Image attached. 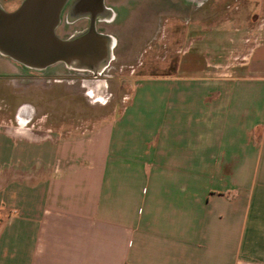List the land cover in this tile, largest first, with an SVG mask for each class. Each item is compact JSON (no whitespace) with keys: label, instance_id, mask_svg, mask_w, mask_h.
<instances>
[{"label":"crops","instance_id":"0c3cea01","mask_svg":"<svg viewBox=\"0 0 264 264\" xmlns=\"http://www.w3.org/2000/svg\"><path fill=\"white\" fill-rule=\"evenodd\" d=\"M174 1L71 0L66 14L91 15L110 40L146 5L157 17ZM63 19L59 38L74 27ZM238 25L231 18L212 44L186 51L213 45L206 57L220 64L225 37L228 79L202 68L204 83L181 80L182 59L164 76L158 121H109L53 154L42 149L39 162L53 166L21 186L20 215L0 222V264H264V38L244 39Z\"/></svg>","mask_w":264,"mask_h":264},{"label":"rangeland","instance_id":"374dc122","mask_svg":"<svg viewBox=\"0 0 264 264\" xmlns=\"http://www.w3.org/2000/svg\"><path fill=\"white\" fill-rule=\"evenodd\" d=\"M173 5V12L157 17L146 5L124 30L113 29L120 36L109 40L108 67L93 82L91 77L75 75L63 63L45 70L26 69L0 56V222L20 215L21 186L34 185L44 178L36 173L53 166L39 162L44 147L53 154L60 143L87 138L109 121H158L165 97L164 76L182 68V59H187L189 72L181 80L192 73V82L204 83L209 78L196 74L202 68L221 72L219 79H228L224 74L228 75L233 61L228 39L223 37L222 50L227 55L220 64L206 57L212 56L213 45L200 52L195 47L187 55L188 44L200 39L212 44L221 25L231 18L244 26L238 29L242 38H264V0H175ZM197 7L204 12L197 14ZM232 31L236 32L235 27L225 33ZM27 171L30 179L22 176ZM6 188L13 189L12 196Z\"/></svg>","mask_w":264,"mask_h":264},{"label":"water","instance_id":"95a60500","mask_svg":"<svg viewBox=\"0 0 264 264\" xmlns=\"http://www.w3.org/2000/svg\"><path fill=\"white\" fill-rule=\"evenodd\" d=\"M66 0H22L12 12L0 5V54L34 69L62 61L96 62L100 69L111 59L109 37L94 24L82 36L61 39L55 28ZM109 41V42H108Z\"/></svg>","mask_w":264,"mask_h":264},{"label":"flooded vegetation","instance_id":"af4514ba","mask_svg":"<svg viewBox=\"0 0 264 264\" xmlns=\"http://www.w3.org/2000/svg\"><path fill=\"white\" fill-rule=\"evenodd\" d=\"M70 4H71V0H67L66 4L64 5V7L61 11L60 17H61V20H62V17L65 18V19H63L62 25H67L69 23L68 21L70 20V21H72L71 24L74 27L71 30H68L61 37L62 39H67V38H71V37L78 38V37L82 36L85 32L88 31L91 24L97 25V21L95 19H92L93 17L91 15L78 14V13H73V14L67 15L66 12L70 8ZM0 56L5 57L9 60L15 61L12 58H10L9 56L2 55V54H0ZM57 63L58 62H56L54 64H57ZM59 63H63L65 66H69V69L73 70L75 75L80 76L82 79H84L83 76L91 77L92 78V80H90L91 82L95 81V79H99V77L103 74L104 70L108 67V64H107L106 66H104L103 68L100 69L99 68L100 66L97 65L96 62L82 63V62L74 61V62H71L70 65H67V63L62 62V61H59ZM84 64L86 67L84 66ZM21 65L26 69H34V68H30L28 66H25L23 64H21ZM51 65H53V64H51ZM76 65H78V66L76 67ZM47 68H48V66L43 68V70H45ZM38 70H41V69H38ZM82 82H83V80H82ZM86 92H87V94H89L87 90H86Z\"/></svg>","mask_w":264,"mask_h":264},{"label":"bare ground","instance_id":"6f19581e","mask_svg":"<svg viewBox=\"0 0 264 264\" xmlns=\"http://www.w3.org/2000/svg\"><path fill=\"white\" fill-rule=\"evenodd\" d=\"M78 65H76V67H77ZM84 66H85V64H84ZM80 67V66H79ZM86 67V66H85ZM95 67V66H94Z\"/></svg>","mask_w":264,"mask_h":264}]
</instances>
